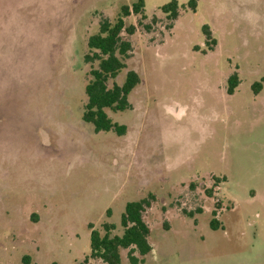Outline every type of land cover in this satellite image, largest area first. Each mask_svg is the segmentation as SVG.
Returning a JSON list of instances; mask_svg holds the SVG:
<instances>
[{
  "label": "rangeland",
  "instance_id": "rangeland-1",
  "mask_svg": "<svg viewBox=\"0 0 264 264\" xmlns=\"http://www.w3.org/2000/svg\"><path fill=\"white\" fill-rule=\"evenodd\" d=\"M137 1L0 0V264L82 263L90 226L122 234L127 203L150 194L141 264H264V0H175L173 29L161 11L173 0H144L109 83L141 78L130 109L107 110L126 134L96 133L83 121L88 41Z\"/></svg>",
  "mask_w": 264,
  "mask_h": 264
},
{
  "label": "trees",
  "instance_id": "trees-1",
  "mask_svg": "<svg viewBox=\"0 0 264 264\" xmlns=\"http://www.w3.org/2000/svg\"><path fill=\"white\" fill-rule=\"evenodd\" d=\"M188 6L195 10L196 0H191ZM179 9L180 6L175 0L161 7V11L167 15V19L171 22L168 26L169 29H173L174 22L179 17ZM132 14L141 15L142 19L146 18L144 0H138L132 7L123 6L120 16L114 22L107 19L102 20L98 34L91 36L88 41L89 52L85 56V62L87 64L97 62V67L91 66L89 71L90 79L85 88L87 102L84 106L83 121L91 124L96 133L113 131L118 136L126 134V126L114 123L107 110L117 113L130 109L129 97L141 83L139 74L130 70L127 71L122 84L113 82L112 86H109L110 81L116 80L121 72L127 69L126 61L130 58L132 45L123 39L122 33L126 32L129 36L135 34L137 27L126 24V19ZM203 32L210 50L213 51L217 45L216 40L212 37L207 26L203 27ZM239 83L236 73L229 77V95L234 94ZM261 88L262 84L260 83L253 85L255 92H259ZM153 201H155V197L150 194L147 198L127 203L120 221L122 234L115 233L117 226L113 224H105L102 231L95 230L90 226L92 229L91 254L79 264H89L90 259L100 260L105 264H120L122 250H129L130 264L143 263L144 257L153 251L148 240L150 229L143 218V213L152 206ZM107 215H111L110 211L107 212ZM210 227L218 229L219 223L215 218L211 221ZM136 253L139 257L135 255ZM22 263L32 264L31 258L23 257Z\"/></svg>",
  "mask_w": 264,
  "mask_h": 264
}]
</instances>
